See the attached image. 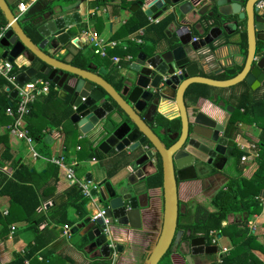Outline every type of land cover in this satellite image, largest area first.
Instances as JSON below:
<instances>
[{
    "label": "water",
    "instance_id": "1",
    "mask_svg": "<svg viewBox=\"0 0 264 264\" xmlns=\"http://www.w3.org/2000/svg\"><path fill=\"white\" fill-rule=\"evenodd\" d=\"M16 1L0 0V26L8 24L0 37V59L24 61L19 66L23 69L14 76L18 84L45 77L55 99L69 108L66 121L100 153L96 160L99 165L84 175L88 200L95 209L103 210L111 231L139 228L141 210L148 207L149 190L155 188L149 180L156 171L157 159L161 222L142 264H157L166 251L177 255L182 264H207L201 259L215 253L216 245L207 243L203 235L176 228L180 210L177 187L182 181L208 175L210 169L220 170L218 163H225L233 155L227 151L233 142L226 137V126L199 111L196 102L185 97V91L193 83L228 88L244 82L255 90L264 82V0L260 8L254 6L258 0L132 3L130 12L140 8L151 19L168 11L172 28L165 30V39L138 51L122 72L110 73L119 82V89L108 82L107 70L96 66L91 57L83 67L72 64L83 40L69 31L80 22L76 11L53 9L40 14L30 22L33 34L22 27L26 19L17 16ZM238 30L244 32L246 43L238 71L227 79L200 74L203 60L199 51L209 50ZM60 50L66 54L57 56ZM9 96L14 99L16 90L12 89ZM161 103L176 107L178 126L155 121L154 126H161L158 135L148 122L155 120ZM103 161L107 162L105 167ZM105 226L100 216L87 217L71 226L70 233L81 229L84 247L108 258ZM115 249L120 252L122 245L116 244Z\"/></svg>",
    "mask_w": 264,
    "mask_h": 264
},
{
    "label": "crops",
    "instance_id": "2",
    "mask_svg": "<svg viewBox=\"0 0 264 264\" xmlns=\"http://www.w3.org/2000/svg\"><path fill=\"white\" fill-rule=\"evenodd\" d=\"M18 1L25 2L28 7L30 2L35 0H17L14 4L15 8ZM51 1L53 2L52 7L48 11L62 9L63 13L71 11H76L78 13L80 22L74 24L69 31L72 32L73 36L83 38L82 42H80L82 48L79 51L87 57H91V60L96 63V66H103L107 70L105 78L114 86V88L119 89V82L115 81L113 75L110 74L113 73L111 72V67H114V65L109 59V56L118 55L109 54L110 52L108 51V53L106 50L107 57H105V60L100 58L96 53V47L93 43L89 42L88 39L91 36H95L97 40L104 43L105 47L112 50L120 48L125 49L130 42H135L140 38L142 28L129 34H123L124 29H126V27L124 28L125 21L131 13L128 10V7L132 4L130 3L131 1L97 0V3H93L95 0ZM127 3L130 4L126 5ZM24 12L19 18L23 17ZM167 12L168 11L162 12L161 15L156 17L152 22H149L148 19L147 20L149 23H156L165 15L170 14ZM171 28L172 26L169 23L165 30L170 31ZM244 37V32L238 30L235 34L226 35L223 39L217 41L218 43L215 42L216 45H211L208 53L212 58L208 62L203 61V64L199 66V73L208 76L216 74L227 67H238L245 56L246 43L243 41ZM163 39L164 38L161 40ZM91 50H93V52ZM63 52L64 50L60 51V53ZM63 54H66V52ZM95 55L98 56V58H96ZM13 62L18 68L24 64V61L21 58H17ZM87 62L89 61L87 60ZM127 64V61L120 59L117 63L119 67L116 70L122 72ZM38 79L42 78L38 77ZM7 87L8 84L4 80L0 89L7 92L9 96L12 89L7 91ZM246 88L251 90L244 82L228 88L212 87L208 91L207 98L199 97L196 100V104L199 111L215 120L218 124L226 126V137L232 140L233 150L237 149L241 151L242 154L247 145L255 143L257 149L256 152L258 153L257 157H249L247 161L241 162L235 155V158H230L226 160L225 163H218L220 170L210 169L211 171L208 175H198L195 179L178 183V204L179 202L192 200L205 205L209 210H213L214 207L209 203L210 198L215 191L225 183L227 178L234 176L236 172L241 169L240 176L245 180H248L257 167V160L260 152L258 140L260 137V131L264 126V112L262 105H260L261 103H257L256 101L263 100L261 98L264 96V82L254 93L253 97H255V102L251 104L250 108H247L246 111L241 107L240 109L235 110L237 99ZM45 94L46 93L38 92L35 95L30 106L32 112L31 117L28 118L26 116L23 119L25 128L27 124L29 125V128L40 131V139H34L32 146L39 157H33L29 148L24 145V142L11 132L8 122H3L2 119H0V148L7 147L9 152L18 158V161H20L21 164H26L32 167L35 171L45 174L40 178L42 181H45L44 184H47V187L50 188L47 190L48 195L45 197L46 200L41 201L40 205L36 208V212L43 214H45L44 208L50 205L51 201H59L63 198V192L69 184L76 185L75 183L66 180L63 176V170L58 169L57 167V177L56 180H54L50 168L55 166L47 161L48 156L52 154L49 151L48 140H56V142L51 145V151L57 148L58 150L56 154H62L66 164L74 163L72 170L75 179L78 181L84 180L85 173L91 171V165L94 166V169L97 167L96 165H99V162L96 160L100 158V153L96 149H91L85 139L82 144L83 147L79 145V143L72 146V138L69 140V136L75 134V138L79 140L82 138V135L66 120L61 123H56L55 118L61 114L65 105L63 102L56 99L44 102L42 99ZM162 104L163 103H161L159 107L163 106L165 109L163 111L167 112L162 115L156 111L157 114L155 120L153 122H148L153 131L158 135H160L161 126H154L153 123L156 121L164 125L161 122L162 118L165 120H172L170 116L176 113L173 104ZM226 108H228V110H226ZM232 116H235L234 123L228 125L227 122ZM44 134H47L48 138L47 136H44ZM23 146H25V148ZM232 148H229L227 151H232ZM84 163H86L88 169L83 172L81 177H78L76 174L77 169L81 168ZM103 165L105 167L107 162L103 161ZM157 166L159 169V165ZM2 170L9 175V171L6 170V168H2ZM156 173L157 170L154 175H156ZM154 186L155 188H150L149 190L150 195L148 207L141 210L140 227L137 229L126 227L112 228L111 233L115 243L122 245V250L116 253L113 260L102 258L98 255L97 251L88 250L84 246L81 248V229H78L75 233H70L69 236L66 237L62 233L63 225L48 224L44 237L51 240L46 243L45 248L41 250V253L44 255L38 254L32 261V264H99L98 262H105L104 264H142L145 251L148 248V245L153 243L156 234L159 231L161 222L162 199L159 188L157 187L158 185ZM255 198L259 200V210L251 213H248L250 209L229 212L226 215L225 220L221 222L222 227L227 224L230 225L227 230L225 232L213 231L217 237L216 252L202 257L201 260L205 261L207 264H216V259L220 254L228 253V251L235 246L232 242V238H234L235 243L240 241L239 238V241L238 239H235L234 229L240 228L242 226L241 224H243L249 234L254 236V241L249 249L250 254L254 257L256 262L264 264V188H261L258 191ZM83 206L86 213L79 219H77V214L72 207L67 208L65 214L66 219L74 221L72 225H68L70 228L93 214L95 208L88 199H86ZM179 208V212L183 210L182 206H179ZM6 210H8L7 199L5 197H0V213L4 215ZM12 224L15 225L12 239L9 240L5 237L4 240H0V264L10 261L13 252L15 253L14 250H24V248L31 242V233L28 230L23 229L22 226H20V222L15 221ZM45 225V221L41 222L38 225V229L43 228ZM49 229L52 230L48 231ZM170 260L172 264H182L181 259L177 255L170 254Z\"/></svg>",
    "mask_w": 264,
    "mask_h": 264
},
{
    "label": "trees",
    "instance_id": "3",
    "mask_svg": "<svg viewBox=\"0 0 264 264\" xmlns=\"http://www.w3.org/2000/svg\"><path fill=\"white\" fill-rule=\"evenodd\" d=\"M130 3L136 2L137 0H130ZM51 0H35L30 2L26 8L23 17L26 19L22 26L24 29H29L30 33L34 34V26L30 24L40 14L48 11L52 7ZM97 3V0L93 1ZM129 3V4H130ZM128 3L126 5H129ZM171 15L167 14L156 23H149L147 18L144 16L140 9L130 13V16L125 21L126 29L123 34H129L142 28V34L140 35V43L130 42L125 49H108L105 50L109 54H115L119 57L124 55L134 56L139 50H147L151 44L160 41L162 38L165 39V29L170 23ZM38 38L36 37L35 40ZM245 43V37H244ZM105 60V58H103ZM88 60V57L82 52H78L72 59V64L78 66H84ZM103 60V61H104ZM120 65V64H119ZM23 68L16 67L15 64L11 66V73L15 74ZM112 71L115 72L116 67H111ZM239 69V66H231L224 68L220 72L208 77L215 79H227L232 77ZM43 80L45 77H41ZM4 80L0 77V87L3 85ZM232 87V86H231ZM211 86L204 84L193 83L190 84L185 91V97L191 102H196L199 97L207 98L208 91ZM258 89L249 90L246 88L241 96L237 99L235 110L243 108L244 111L250 108L251 104L255 102L254 93ZM55 99L54 90L49 85V89L43 97L44 102H48ZM264 100V96L261 98ZM57 100V99H56ZM263 100L256 101L261 103L264 112ZM10 107L12 110L15 109V99H10L7 92L0 89V119L3 122H10V117L4 114V109ZM31 108L28 111L27 117H31ZM69 114V108L64 107L61 114L55 118L56 123H61L67 119ZM53 120V119H52ZM51 120V121H52ZM235 116L230 117L227 122L228 125L234 123ZM178 119L165 120L162 118L161 122L164 125H169L172 128L178 126ZM26 130L28 134L34 139H40L41 134L39 130H33L26 124ZM258 146H259V158L257 160V167L251 174L248 180H245L240 176L239 169L236 174L232 177L227 178L225 183L219 187L210 198L209 203L214 207L213 210H209L205 205L198 202L188 200L186 202H179V206L183 207V210L178 212L176 228L181 229L183 232L189 230L191 235H203L206 238L207 243L210 237L208 236L209 231H223L225 232L230 225L221 226V222L225 220L226 215L229 212L249 210L248 213L256 212L259 210V200L255 198L258 191L264 188V126L262 127L259 134ZM100 155V154H99ZM236 158L239 160L241 151L235 150ZM2 168H6L9 171V175L5 173ZM52 168V169H51ZM50 171L54 180H56L57 168L51 167ZM48 170V169H46ZM44 173L35 171L32 167L21 164L18 158L13 156L7 147L0 148V197H5L8 202V210L5 214L0 213V240H4L8 232V226L15 221L20 222V226L23 229L28 230L31 233V242L24 248L23 256L13 252V256L10 261L4 264H23V258H28L30 264L36 258L41 250L45 248L46 243L51 239L44 237L47 231V225H72L74 221L68 220L65 217L66 210L68 207H72L76 214L77 219L82 218L86 211L84 209V202L86 199L81 195L79 188L74 184H69L64 192L63 198L59 201H51V204L46 206L45 214L36 212V208L40 205L41 201L46 200L45 197L48 195L47 184L41 180V176ZM152 185L160 184V170L158 169L156 175L152 176L149 180ZM45 221L46 225L38 229V225ZM240 228L234 229V237L238 239V243L235 244L228 253L220 254V262L218 264H259L255 261L254 257L250 254V246L254 241V236L249 234L246 227L241 224ZM232 227V226H231ZM49 229L48 231H51ZM56 234V232H55ZM81 248L84 246L85 240L81 236ZM44 255V254H43ZM103 261V260H102ZM99 264L105 262H98ZM157 264H172L170 260V254L168 251L159 259Z\"/></svg>",
    "mask_w": 264,
    "mask_h": 264
},
{
    "label": "built area",
    "instance_id": "4",
    "mask_svg": "<svg viewBox=\"0 0 264 264\" xmlns=\"http://www.w3.org/2000/svg\"><path fill=\"white\" fill-rule=\"evenodd\" d=\"M149 0L145 1L148 2ZM193 1H200V0H193ZM145 3L142 4V6H144ZM263 5V1L262 0H258L256 1V3L254 4V6L256 8H260ZM27 7V4L25 2L22 1H18L16 3V9H17V16L20 17V15L25 11ZM147 19L149 20V22L154 21L155 19H151L150 17H147ZM8 24L5 23L3 25L0 26V37L2 36L3 32L7 29ZM89 42L93 43V45L96 47V53L100 58H105L107 57L106 54V50H105V46L104 43L101 42L100 40H97L95 38V36H91L88 39ZM136 43H140V39L138 38L136 41ZM208 49H203L200 50L199 53L202 56V60L204 62H208L211 60L212 56L208 53ZM109 59L112 61L114 67H116V69H118V61L120 59L125 60L127 62H130L133 59V56L131 55H124V56H109ZM13 63L8 62L7 60L0 59V77L3 78L5 80V82L8 84L7 87V91H9L10 89H15L16 90V96H15V109L12 110L9 106L6 107L4 109V114L7 115L8 117H10V122L8 123L9 129L11 130V132L20 140H22L25 144L26 147L29 148V151L31 152V155L33 157H39V155L35 152V150L33 149V143H34V138H32L26 128L25 125L23 123V119L27 116L28 111L30 109L31 103L33 102L35 95L38 92H43L46 93L49 89V82L47 80H43V79H35L34 81H26L22 84H18L15 81V74L11 73V66ZM179 72V71H178ZM160 107H157V110L159 112V114L164 115L165 112H163V110L159 109ZM174 110L176 111V107H173ZM256 144L255 143H251L249 145L246 146L245 150L243 151V153L240 155L239 157V161L243 162V161H247L249 159V157L251 158H256L258 153L256 152ZM47 161L51 164H53L55 167H57L58 169H62L63 170V176L66 180H68L71 183H75L77 185V187L80 190L81 195L88 199L89 195H88V182L83 180V181H78L77 179H75L74 176V172L72 170V166L74 163H69L66 164L64 161V156L62 154H58V155H50L47 158ZM49 203V202H47ZM5 214V213H4ZM94 216H100L102 218L103 223L106 225L105 228L103 229V233L106 236V243H107V247L109 248V253H108V259L109 260H113L117 251L115 249V240L113 239V235H112V231L111 228L107 225L106 221L107 219L105 217H103V210L102 209H95L93 214L90 216V218L94 217ZM14 228L15 225L14 224H10L8 226V232L6 234V238L11 240L12 239V234L14 232ZM62 233L64 236L68 237L70 234V227L68 225H63L62 226ZM208 236L210 237L209 239V244L210 245H216V241H217V237L215 236V233L213 231H209ZM15 253L19 254L20 256H23L24 254V250L20 249V250H14ZM220 262V256L216 259V264H218ZM23 264H30L29 259L28 258H23Z\"/></svg>",
    "mask_w": 264,
    "mask_h": 264
},
{
    "label": "rangeland",
    "instance_id": "5",
    "mask_svg": "<svg viewBox=\"0 0 264 264\" xmlns=\"http://www.w3.org/2000/svg\"><path fill=\"white\" fill-rule=\"evenodd\" d=\"M91 51L93 52V50H91ZM95 57L98 58V56H96V55H95ZM44 136H47V134H46V135L44 134ZM47 138H48V136H47ZM70 138H72V146L76 145V143H79V145L82 146L83 141H84V137H82L81 139L77 140V139L75 138V134H73V135H70V136H69V140H70ZM55 142H56V140H50V141L48 140V147H49V151H50V153L57 155V154H56V152H57V150H58L57 148H55L54 150L51 151V145L54 144ZM24 145H25V144H24ZM23 147L25 148V146H23ZM82 147H83V146H82ZM86 169H88L86 163L82 164L81 168H78V169H77V173H76V174L78 175V177H81V176L83 175V172H84ZM90 170H91V172L94 171V166L91 165V166H90Z\"/></svg>",
    "mask_w": 264,
    "mask_h": 264
},
{
    "label": "flooded vegetation",
    "instance_id": "6",
    "mask_svg": "<svg viewBox=\"0 0 264 264\" xmlns=\"http://www.w3.org/2000/svg\"><path fill=\"white\" fill-rule=\"evenodd\" d=\"M201 59H202V56H201ZM172 119H175V118H177V112L176 113H174L172 116H170ZM166 126H168V127H171V126H169V125H166ZM230 152H232L233 153V155H232V159L233 158H235V150H233V148H232V151H230ZM155 165H156V170L158 171V160L156 159V163H155Z\"/></svg>",
    "mask_w": 264,
    "mask_h": 264
},
{
    "label": "bare ground",
    "instance_id": "7",
    "mask_svg": "<svg viewBox=\"0 0 264 264\" xmlns=\"http://www.w3.org/2000/svg\"><path fill=\"white\" fill-rule=\"evenodd\" d=\"M60 51H61V50H60ZM60 51L57 53V56H58V54L60 53ZM63 53H64V52H63ZM63 53H60L59 56L63 55ZM162 105H163V104H162ZM161 108H162V109H161ZM160 109H161V110H165V109L163 108V106L160 107ZM163 112H167V111H163Z\"/></svg>",
    "mask_w": 264,
    "mask_h": 264
}]
</instances>
